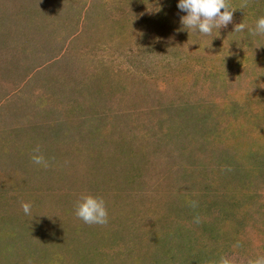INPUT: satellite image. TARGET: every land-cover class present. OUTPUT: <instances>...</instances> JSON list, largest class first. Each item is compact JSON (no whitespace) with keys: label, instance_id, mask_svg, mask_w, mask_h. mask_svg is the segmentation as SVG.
<instances>
[{"label":"rangeland","instance_id":"374dc122","mask_svg":"<svg viewBox=\"0 0 264 264\" xmlns=\"http://www.w3.org/2000/svg\"><path fill=\"white\" fill-rule=\"evenodd\" d=\"M226 2L203 35L178 0H0V264L264 259V0Z\"/></svg>","mask_w":264,"mask_h":264},{"label":"clouds","instance_id":"9594fccd","mask_svg":"<svg viewBox=\"0 0 264 264\" xmlns=\"http://www.w3.org/2000/svg\"><path fill=\"white\" fill-rule=\"evenodd\" d=\"M177 8L186 13L180 18L182 28L189 34L195 31L203 35H210L214 28L227 27L233 20L235 10L226 0H178ZM244 28L245 25L239 23L235 25L234 31H242ZM248 31L253 36L264 35V16L258 17L254 29L249 28ZM35 151L38 153L39 149ZM32 162L44 168L48 167V161L42 154H34ZM74 209L75 215L86 224L103 225L108 222L105 201L97 196L91 194L82 196L75 202ZM22 210L25 215H30L31 205L23 203ZM254 264H264V259L258 258Z\"/></svg>","mask_w":264,"mask_h":264}]
</instances>
